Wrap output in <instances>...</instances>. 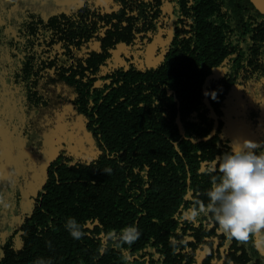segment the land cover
<instances>
[{
	"label": "trees",
	"instance_id": "trees-1",
	"mask_svg": "<svg viewBox=\"0 0 264 264\" xmlns=\"http://www.w3.org/2000/svg\"><path fill=\"white\" fill-rule=\"evenodd\" d=\"M40 3L14 21L0 8V90L21 98L38 179L0 264H264V229L239 241L187 216L231 146L233 93L264 133V15L249 0ZM76 123L94 153L48 159L46 138Z\"/></svg>",
	"mask_w": 264,
	"mask_h": 264
},
{
	"label": "rangeland",
	"instance_id": "rangeland-1",
	"mask_svg": "<svg viewBox=\"0 0 264 264\" xmlns=\"http://www.w3.org/2000/svg\"><path fill=\"white\" fill-rule=\"evenodd\" d=\"M13 1L14 6L7 12V17L12 21L19 20L26 2H41L40 4H54L65 6L72 0H0V8L7 11V6ZM38 4V3H35ZM58 8V9H60ZM5 21L0 14V21ZM7 95L9 98H6ZM13 91L0 90V240L7 234L9 226L13 225L20 217V213L28 214L31 208V198L36 193L38 179L36 173L29 180L24 176L28 168L22 164V159H29L27 148L22 137L21 114L22 102L20 97H13ZM240 93H233L226 100L225 114L223 118L224 135L231 141L237 139H250L259 145L264 142L263 125L258 123L257 130L248 129L245 124L237 121V116L243 110ZM260 121L264 119V104L261 109ZM77 122H81L78 120ZM70 125L68 131H56L46 138L45 143L49 149L47 154L56 155L62 149L76 156L88 158L93 151L92 141L83 133L81 125ZM259 130V133L254 132ZM65 133V134H64ZM58 143V144H57ZM40 180V179H39Z\"/></svg>",
	"mask_w": 264,
	"mask_h": 264
},
{
	"label": "clouds",
	"instance_id": "clouds-1",
	"mask_svg": "<svg viewBox=\"0 0 264 264\" xmlns=\"http://www.w3.org/2000/svg\"><path fill=\"white\" fill-rule=\"evenodd\" d=\"M216 99L214 90L203 93ZM250 139H237L229 151L214 162L213 176L206 192L207 201L189 208L187 216L195 219L211 217L217 230L239 241H248L251 234L264 229V150Z\"/></svg>",
	"mask_w": 264,
	"mask_h": 264
},
{
	"label": "water",
	"instance_id": "water-1",
	"mask_svg": "<svg viewBox=\"0 0 264 264\" xmlns=\"http://www.w3.org/2000/svg\"><path fill=\"white\" fill-rule=\"evenodd\" d=\"M255 9L264 15V0H249Z\"/></svg>",
	"mask_w": 264,
	"mask_h": 264
}]
</instances>
